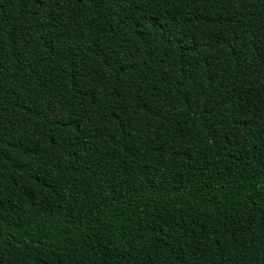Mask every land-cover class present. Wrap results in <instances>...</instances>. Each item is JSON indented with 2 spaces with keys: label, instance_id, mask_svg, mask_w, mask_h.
<instances>
[{
  "label": "trees",
  "instance_id": "obj_1",
  "mask_svg": "<svg viewBox=\"0 0 264 264\" xmlns=\"http://www.w3.org/2000/svg\"><path fill=\"white\" fill-rule=\"evenodd\" d=\"M0 264H264V0H0Z\"/></svg>",
  "mask_w": 264,
  "mask_h": 264
}]
</instances>
